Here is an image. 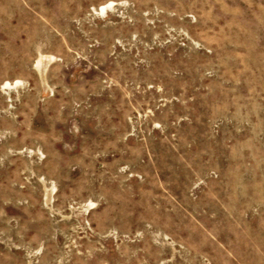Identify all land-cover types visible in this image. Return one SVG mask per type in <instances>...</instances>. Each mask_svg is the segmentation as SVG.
Wrapping results in <instances>:
<instances>
[{
	"label": "rangeland",
	"instance_id": "374dc122",
	"mask_svg": "<svg viewBox=\"0 0 264 264\" xmlns=\"http://www.w3.org/2000/svg\"><path fill=\"white\" fill-rule=\"evenodd\" d=\"M0 264H264V0H0Z\"/></svg>",
	"mask_w": 264,
	"mask_h": 264
}]
</instances>
